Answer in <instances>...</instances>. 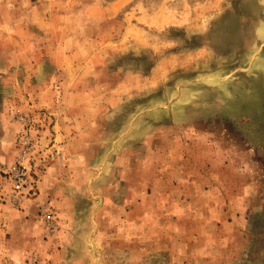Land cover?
Masks as SVG:
<instances>
[{
  "label": "rangeland",
  "instance_id": "1",
  "mask_svg": "<svg viewBox=\"0 0 264 264\" xmlns=\"http://www.w3.org/2000/svg\"><path fill=\"white\" fill-rule=\"evenodd\" d=\"M0 199V264H264V0H0Z\"/></svg>",
  "mask_w": 264,
  "mask_h": 264
},
{
  "label": "built area",
  "instance_id": "2",
  "mask_svg": "<svg viewBox=\"0 0 264 264\" xmlns=\"http://www.w3.org/2000/svg\"><path fill=\"white\" fill-rule=\"evenodd\" d=\"M17 121L23 122L27 127H30L31 120L23 116L16 115L14 117ZM32 134V133H31ZM25 134L20 138L18 144V153L14 162L8 166H4L2 173L7 176V179L11 182L13 193L11 194V200L17 208H20V204L25 200L29 194L33 193L37 188V179L41 174L45 172V162H39L37 157L36 142L32 135ZM38 135V134H36ZM35 135V136H36ZM44 221L47 225V231L54 232L53 223L54 215L47 213L44 215ZM5 264H15L12 261ZM30 264H41L37 258H32Z\"/></svg>",
  "mask_w": 264,
  "mask_h": 264
},
{
  "label": "crops",
  "instance_id": "3",
  "mask_svg": "<svg viewBox=\"0 0 264 264\" xmlns=\"http://www.w3.org/2000/svg\"><path fill=\"white\" fill-rule=\"evenodd\" d=\"M24 219L23 213L11 210L9 205L4 204L0 199V248H23L24 244L30 243L29 240V242H27L24 239L20 245V240H22L27 232L23 227L21 230H17L16 226L18 221H20V224L25 223L23 221ZM19 235H21L20 239H18ZM27 235H30V233L26 234V237ZM31 243H33V241Z\"/></svg>",
  "mask_w": 264,
  "mask_h": 264
}]
</instances>
